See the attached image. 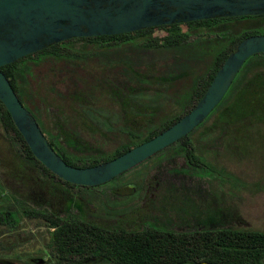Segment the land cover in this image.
<instances>
[{"label":"rangeland","instance_id":"rangeland-1","mask_svg":"<svg viewBox=\"0 0 264 264\" xmlns=\"http://www.w3.org/2000/svg\"><path fill=\"white\" fill-rule=\"evenodd\" d=\"M229 23L207 28L183 26L190 35L189 42L175 49L156 50L144 42L103 49L75 41L76 57L70 62L73 64L71 67L70 63L64 64L62 68L65 75L71 76L63 99L73 101L67 103L72 123L70 126L66 122L53 123V133L58 135L47 133L48 139L76 158L86 148L109 154L128 143V134L145 137L175 116L187 115L194 105L191 96L196 82L212 65L216 43L218 46L228 38L234 41L247 31L264 35V19ZM232 32L234 36L229 34ZM166 35L165 30L157 29L151 38L161 40ZM85 62L124 63L129 69L128 72L121 69L122 75L134 82L137 77L140 81L149 78L145 82H150L151 87L145 88L147 92L141 90L143 87L134 90L130 86L121 93L112 92L108 82L95 80L80 65L77 70L69 71ZM48 64L40 65L32 60L25 63L22 85L31 89L35 80L47 72ZM249 68L251 65L233 85L234 92L239 91L241 83L249 82ZM27 104L33 110L40 108L37 103ZM219 120L213 118L210 122L222 128L224 125L219 123L225 121ZM230 129L237 146L233 145L232 150L241 162L236 167L238 177L226 172H215L211 177L189 169L179 149L173 147L104 185L69 188L48 178L24 157L20 158L17 146L0 123V212L35 208L55 212L65 219H84L96 225L98 221L110 228L121 224L131 231L154 226L184 231L204 227L196 228L191 221L184 220H192L197 209L205 208L198 219L201 222L217 219L213 222L216 228L239 226L264 231V126H251L248 122L232 125ZM200 132L196 131L191 138L196 140ZM220 134L213 133L206 141L212 144ZM224 136L227 139L228 134ZM220 147L211 151L215 153ZM213 181L215 187L210 186ZM183 183L193 192L190 193L193 201L182 197ZM66 194L71 196V205ZM52 232L39 216L24 215L11 230L0 225V264H57L56 252L49 247ZM75 264H106V261L97 256Z\"/></svg>","mask_w":264,"mask_h":264},{"label":"trees","instance_id":"trees-1","mask_svg":"<svg viewBox=\"0 0 264 264\" xmlns=\"http://www.w3.org/2000/svg\"><path fill=\"white\" fill-rule=\"evenodd\" d=\"M260 19H264V15L203 20L188 24L149 28L135 33L116 36L73 39L24 57L13 64L1 67L0 70L9 79L23 105L34 115L46 137L48 136L47 133L57 136V132L53 133V123L66 122L69 126L72 123L69 122L71 118L68 113L67 103L73 101L63 99L65 88L69 85L68 81L71 79V76L65 75L62 68L64 64H69L76 57V51L73 47L75 41L97 45L103 49H115L125 45H134L138 42L151 44L156 50L162 48L175 49L189 42L190 35L184 32L183 26H188L189 28H207L219 24L230 25L229 22ZM157 29L167 32V35L161 40L151 38V35ZM229 34L231 36L235 35L233 32ZM253 35L260 34L247 31L240 37L238 36L234 41L228 38V40H221L218 46L216 43V55L213 56L212 65L206 75L196 82L191 96L194 105L186 114L190 113L203 98L217 72L239 43ZM31 60L39 61L40 65L49 64L47 65V72L39 76L30 89L27 84L25 87L22 85L21 76L23 74V65ZM72 64L70 63L69 67ZM79 65L83 72L95 80H105L108 82L112 86L110 87L112 92L121 93L126 86H130L134 90L143 87L141 90L147 92L145 88L151 87L150 82H145L146 80L149 81V78L143 77L140 81V78L137 77L134 82L122 75L121 69L125 68L127 72V69H129L124 63L85 62L79 63L76 69L69 71L77 70ZM249 65H251V68H249L250 76H247L251 77L249 82L247 84L241 83V90L239 89V91L234 92L233 85ZM233 85L221 103L201 125L187 137L180 139L175 144L157 153V155H163L173 147H177L184 159L185 166L189 169L211 177L215 172H226L238 177L240 174L236 171V167L241 165V162L238 161L237 154L232 150L233 145L236 146V138L230 127L240 123L247 124L248 122L251 126L256 124L264 126V54H258L250 58L238 73ZM55 87L59 90L58 92H55ZM85 88H88L87 91H90V87L86 86ZM76 99L79 101L80 97ZM29 101L33 104H39L40 108H36L38 113L27 104ZM184 116L185 113L184 115L175 116L171 120L161 124V127L155 131L149 132L145 137H139L137 133L128 134V143L116 148L109 154H102L101 152L86 148V150H81L82 155L76 158L73 155H69L62 147L59 148L48 137L47 139L68 164L75 167L88 168L111 161L127 153L132 148L152 140ZM213 118L225 121L224 123H219L224 126L219 128L217 124L212 121L210 122ZM0 123L6 131V135L17 146L18 155H21L20 158L24 157V159L32 162L48 178H52L54 182L62 183L69 188H89L66 182L48 170L35 157L1 100ZM59 125L57 127H60ZM207 125L211 127L208 128ZM203 127L206 128L201 129ZM199 130H201L199 137L193 140L191 137ZM217 132H221V134L213 140L214 143H208L206 139ZM225 133L228 134L227 139L224 136ZM218 147L220 148L217 152L211 151ZM89 154L92 157L86 156ZM210 186L215 187L216 183L213 181ZM182 188V197L185 200L193 201L190 194L192 191L188 190L185 183L182 184ZM166 189L169 188L166 187ZM176 198L179 197L176 196ZM66 200H68V205L72 204L70 195L66 194ZM202 209L205 208L197 209L195 213L197 215H192V220L185 219L184 222L190 223L189 221H191L192 224H195L196 228L200 226L204 227L202 229H185L184 231L162 229L158 226L135 231H128L117 227H102L86 220L65 219L55 212L35 208L0 212V225L9 226L11 230L24 215L43 218L48 223V227L53 231L49 247L56 252L57 264H75L78 260H86L94 256H101L105 259L106 264H264V231L243 229L239 226L224 228L218 226L216 228L213 222L217 219H207L205 222H201L198 219V215L203 212ZM215 215L217 216L218 214L216 213Z\"/></svg>","mask_w":264,"mask_h":264},{"label":"water","instance_id":"water-1","mask_svg":"<svg viewBox=\"0 0 264 264\" xmlns=\"http://www.w3.org/2000/svg\"><path fill=\"white\" fill-rule=\"evenodd\" d=\"M264 15V0H0V68L79 38L116 36L196 21ZM264 54V35L239 43L194 109L152 140L102 164H68L0 70V100L35 157L62 180L82 187L109 183L187 137L221 103L245 63Z\"/></svg>","mask_w":264,"mask_h":264},{"label":"flooded vegetation","instance_id":"flooded-vegetation-1","mask_svg":"<svg viewBox=\"0 0 264 264\" xmlns=\"http://www.w3.org/2000/svg\"><path fill=\"white\" fill-rule=\"evenodd\" d=\"M231 87H232V86H231ZM91 219H92V218H91ZM81 220L84 221V219H81ZM86 221H87V220H86ZM92 221H94V220H92ZM87 222H89V221H87ZM95 222H97V225H98V226H102V227H104L103 225H101L100 222H98V221H95ZM90 223H92V222H90ZM98 223H99L100 225H99ZM92 224H95V223H92ZM115 227H117V228H123V229H126V230H128V231L130 230L128 226L121 225V224H116ZM94 257H97V256H94ZM94 257L89 258V259H86V260H91V259H93Z\"/></svg>","mask_w":264,"mask_h":264}]
</instances>
